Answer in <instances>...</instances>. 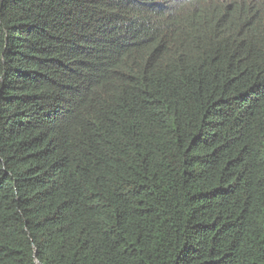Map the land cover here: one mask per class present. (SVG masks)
<instances>
[{"label":"trees","instance_id":"obj_1","mask_svg":"<svg viewBox=\"0 0 264 264\" xmlns=\"http://www.w3.org/2000/svg\"><path fill=\"white\" fill-rule=\"evenodd\" d=\"M0 264H264V0H0Z\"/></svg>","mask_w":264,"mask_h":264}]
</instances>
